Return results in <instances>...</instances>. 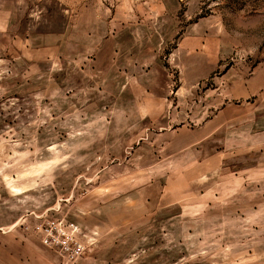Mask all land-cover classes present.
I'll return each mask as SVG.
<instances>
[{
	"label": "rangeland",
	"instance_id": "1",
	"mask_svg": "<svg viewBox=\"0 0 264 264\" xmlns=\"http://www.w3.org/2000/svg\"><path fill=\"white\" fill-rule=\"evenodd\" d=\"M264 264V0H0V264Z\"/></svg>",
	"mask_w": 264,
	"mask_h": 264
},
{
	"label": "built area",
	"instance_id": "2",
	"mask_svg": "<svg viewBox=\"0 0 264 264\" xmlns=\"http://www.w3.org/2000/svg\"><path fill=\"white\" fill-rule=\"evenodd\" d=\"M34 230L46 247L55 250L67 264H78L84 258L93 239L85 241L79 225L62 219L41 217Z\"/></svg>",
	"mask_w": 264,
	"mask_h": 264
}]
</instances>
